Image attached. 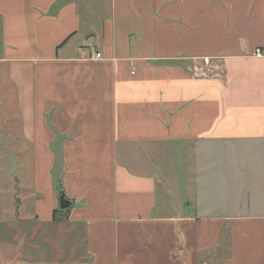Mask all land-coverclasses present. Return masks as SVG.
Masks as SVG:
<instances>
[{"label": "crops", "instance_id": "obj_1", "mask_svg": "<svg viewBox=\"0 0 264 264\" xmlns=\"http://www.w3.org/2000/svg\"><path fill=\"white\" fill-rule=\"evenodd\" d=\"M11 121L36 221L56 182L84 226L73 264H264V0H0Z\"/></svg>", "mask_w": 264, "mask_h": 264}, {"label": "rangeland", "instance_id": "obj_2", "mask_svg": "<svg viewBox=\"0 0 264 264\" xmlns=\"http://www.w3.org/2000/svg\"><path fill=\"white\" fill-rule=\"evenodd\" d=\"M14 122L7 124L8 143L14 148H22L23 146L16 144L13 139L15 132L13 130ZM16 128V126L14 127ZM3 155L6 153L5 147H1ZM21 167L18 174L14 177H9L2 169L5 160H0V194L5 200V210L8 218L0 224V264H73V259H78V256L83 253V239L73 237L70 232H81L84 226L69 220L68 217L63 221L56 223H47L46 221H36L34 218L37 213V200H43L44 219L45 213L50 208V199H45V195L41 196L35 189L32 183L31 166L28 158L23 157L20 152ZM60 159L55 160V167L52 171V176L55 181L59 175L62 164ZM186 167L179 165L177 173L173 177V184L179 186L174 189L175 194H179V201L193 198V189L189 192L184 190V183L179 179L186 177ZM177 180V181H176ZM171 181V180H170ZM55 189L58 188L55 182ZM40 198V199H38ZM41 208V207H39ZM60 208V203L55 211ZM59 218L63 217V213L57 212ZM69 216V215H68ZM79 246L80 248H77ZM77 251V253H76ZM72 259V261H70ZM85 264V263H84Z\"/></svg>", "mask_w": 264, "mask_h": 264}, {"label": "water", "instance_id": "obj_3", "mask_svg": "<svg viewBox=\"0 0 264 264\" xmlns=\"http://www.w3.org/2000/svg\"><path fill=\"white\" fill-rule=\"evenodd\" d=\"M1 144L5 147L6 151L8 152V161H9V168L6 170L8 176H14L18 171V158L17 152L10 146V144L3 139H1ZM71 202L66 198L64 192L60 196V208L62 210H66L71 207Z\"/></svg>", "mask_w": 264, "mask_h": 264}, {"label": "built area", "instance_id": "obj_4", "mask_svg": "<svg viewBox=\"0 0 264 264\" xmlns=\"http://www.w3.org/2000/svg\"><path fill=\"white\" fill-rule=\"evenodd\" d=\"M87 48L93 53V57H94L95 59H100V58H102V54H101V53H98V52L96 51V47H95V45L93 44V42H88V43H87ZM255 56H256L257 58H261V57H263V53H262V51H261L260 49H257V50L255 51ZM204 64H205L207 67H209L208 69L210 70V67H211V65H212V62H211L210 60L206 59V60H204Z\"/></svg>", "mask_w": 264, "mask_h": 264}, {"label": "trees", "instance_id": "obj_5", "mask_svg": "<svg viewBox=\"0 0 264 264\" xmlns=\"http://www.w3.org/2000/svg\"><path fill=\"white\" fill-rule=\"evenodd\" d=\"M58 191H59L60 194L63 193V191H61V188H60V187H58ZM70 210H71V207L68 208V209H66V210H62L61 208H59V209H58L57 211H55V213H54V221H55V222L63 221L64 218L68 217ZM58 211H60L61 213H63V217H62V218H59V216L57 215V212H58Z\"/></svg>", "mask_w": 264, "mask_h": 264}]
</instances>
